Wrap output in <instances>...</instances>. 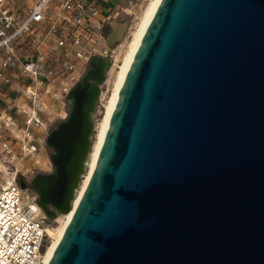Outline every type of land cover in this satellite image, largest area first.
Instances as JSON below:
<instances>
[{"label": "water", "instance_id": "obj_1", "mask_svg": "<svg viewBox=\"0 0 264 264\" xmlns=\"http://www.w3.org/2000/svg\"><path fill=\"white\" fill-rule=\"evenodd\" d=\"M110 66L66 119L83 82L97 112ZM49 264H264V0L161 1Z\"/></svg>", "mask_w": 264, "mask_h": 264}, {"label": "built area", "instance_id": "obj_2", "mask_svg": "<svg viewBox=\"0 0 264 264\" xmlns=\"http://www.w3.org/2000/svg\"><path fill=\"white\" fill-rule=\"evenodd\" d=\"M108 3L0 0V172L9 175L0 183V264H47L48 229L56 221L50 225L37 194L21 188L31 182L22 172L50 149L48 123L63 114L54 109L70 106L69 94L95 57L111 61L97 115L104 107L110 74L118 71L135 33L126 24L122 37L109 43L121 6L106 10Z\"/></svg>", "mask_w": 264, "mask_h": 264}, {"label": "bare ground", "instance_id": "obj_3", "mask_svg": "<svg viewBox=\"0 0 264 264\" xmlns=\"http://www.w3.org/2000/svg\"><path fill=\"white\" fill-rule=\"evenodd\" d=\"M162 0H152L146 10L143 19L134 33L132 42L129 45L125 60L120 68L118 79L115 83L113 93L109 99L102 121L100 122L99 133L97 140L93 145L95 134V121L97 112L95 113V103L98 96V87L96 84L83 82L81 87H85L91 93L89 99L84 105H79L75 114L69 119L60 122L47 135V141L54 148L52 151L51 162L53 171L50 173H39L36 179L38 183L40 195L38 196V205H42L48 212L52 220L58 216H67V221L55 230V227L48 229L51 242L47 248L46 262L50 263L59 243L61 242L64 233L74 217L77 206L79 205L82 196L84 195L95 172L97 162L106 140L107 131L117 106V102L127 79L128 73L133 65L137 51L139 50L142 41L147 33L149 26L157 12V9ZM111 36V41L121 38L125 32L126 26L123 24H115V29ZM101 81V78H98ZM69 119V120H68ZM82 121V123H80ZM82 137V140L79 139ZM67 140L78 141L76 148L68 156L64 157L61 154L63 146ZM91 151L92 159L89 165V156ZM37 158V157H36ZM89 165V170L86 174V168ZM82 183V186H81ZM81 186V189H80ZM80 189V190H79ZM79 190L77 196L76 193ZM56 194L58 200L52 199V194ZM49 202H53L58 209H52ZM66 205H70L71 209L66 211ZM43 210V209H42Z\"/></svg>", "mask_w": 264, "mask_h": 264}, {"label": "rangeland", "instance_id": "obj_4", "mask_svg": "<svg viewBox=\"0 0 264 264\" xmlns=\"http://www.w3.org/2000/svg\"><path fill=\"white\" fill-rule=\"evenodd\" d=\"M123 2L120 4L121 8L118 12H116V21L120 23H123V25L125 24H129V25H133L135 28V32L137 30V28L139 27L143 16L146 12V10L148 9L150 3L152 0H122ZM115 27V24H114ZM132 42V41H131ZM129 50V48H128ZM127 50V52H128ZM126 52V54H127ZM126 57V55H125ZM125 57H123L122 62L119 65L118 71H113L110 74V79H109V83L107 84L108 86V90L109 92L107 94H105L104 99L102 101L104 107H101V109H99L96 121H95V134H94V138H93V145L95 144L96 140H97V135L99 133V128H100V122L103 119V116L105 114V110L106 107L108 105L109 99L113 93L114 90V86L115 83L118 79V75L120 72V68L122 67V64L125 60ZM106 89V87H105ZM69 105L65 108L66 111L64 112L62 108L60 107H56L54 110L56 111V109H58L62 114V117L54 122L48 123V126H50L51 131L57 126V124L64 120L65 118H63L65 116V113H68L69 111ZM54 111V112H55ZM53 115V113H52ZM51 149H48L47 151H43L41 153L40 156H38L37 158H34L32 160H30L29 162L26 163V167L23 169V179H26V181H31L37 174L39 173H50L53 171V165L51 162ZM92 151L90 153L89 156V165L91 164V159H92ZM89 165H87L86 168V174L84 175L83 179H82V183L84 182V178L86 177L88 170H89ZM8 173L5 172H0V183H2L4 180H6L8 178ZM81 183V186H82ZM80 186V189H81ZM79 189V190H80ZM79 190L76 193V196L79 192ZM35 193L32 194V196H34ZM57 221L54 225L55 230L60 227L63 223H65L67 221V216H58ZM59 221V222H58Z\"/></svg>", "mask_w": 264, "mask_h": 264}, {"label": "crops", "instance_id": "obj_5", "mask_svg": "<svg viewBox=\"0 0 264 264\" xmlns=\"http://www.w3.org/2000/svg\"><path fill=\"white\" fill-rule=\"evenodd\" d=\"M123 1L122 0H109V3L107 4L106 10H114L116 7H118Z\"/></svg>", "mask_w": 264, "mask_h": 264}, {"label": "flooded vegetation", "instance_id": "obj_6", "mask_svg": "<svg viewBox=\"0 0 264 264\" xmlns=\"http://www.w3.org/2000/svg\"><path fill=\"white\" fill-rule=\"evenodd\" d=\"M120 28H118V29H115V31L116 30H119ZM24 181L26 182V179H24ZM37 201H38V196H37ZM55 221H57V219H55ZM59 222V221H58ZM56 228V227H55Z\"/></svg>", "mask_w": 264, "mask_h": 264}]
</instances>
